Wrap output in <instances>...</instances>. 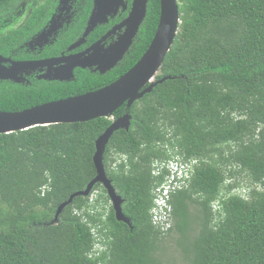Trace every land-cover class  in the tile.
I'll use <instances>...</instances> for the list:
<instances>
[{
  "label": "trees",
  "instance_id": "1",
  "mask_svg": "<svg viewBox=\"0 0 264 264\" xmlns=\"http://www.w3.org/2000/svg\"><path fill=\"white\" fill-rule=\"evenodd\" d=\"M17 1L0 0V13ZM179 9V33L156 77L173 80L110 119L0 135V264H264V0H179ZM160 13L151 0L121 67L47 83L41 94L0 86V111L114 83L149 48ZM127 112L131 128L113 135L104 164L132 227L116 219L102 185L90 194L99 192L95 205L90 195L76 198L55 224L59 207L96 178L97 140ZM177 156L199 166L188 189L172 195V227L162 231L151 211L167 172L155 177L153 164ZM243 176L245 184L236 181ZM93 229L108 248L100 258L90 257Z\"/></svg>",
  "mask_w": 264,
  "mask_h": 264
},
{
  "label": "water",
  "instance_id": "2",
  "mask_svg": "<svg viewBox=\"0 0 264 264\" xmlns=\"http://www.w3.org/2000/svg\"><path fill=\"white\" fill-rule=\"evenodd\" d=\"M111 1L121 2L122 0H95L96 8L89 24L91 30L94 29L96 22H99L101 17L106 18L107 14L111 13L113 8L119 7L109 6V2ZM148 1L135 0L133 12L124 23V26H128L127 32L111 48L112 50H110L107 58L97 59L91 65L82 62L77 66L99 65L102 66L98 69L102 74L116 67L130 50L133 40L146 18ZM178 2L179 0H160V20L149 48L138 63L114 83L84 95L50 102L20 112L0 111V135H9L36 127L87 123L102 118L110 119L124 105L130 110L137 101L141 100L147 94L152 93L158 85L168 80H173L172 77H164L161 80H156V77L160 73L165 59L171 51L179 33L181 15ZM86 33H89V29ZM98 46H100V42L91 50H94ZM3 61L7 60L0 56V80L9 78L8 74L10 70H6L2 66ZM16 65L20 68H27L30 66V63ZM46 78L49 80L53 79V77ZM131 120L132 116L127 112L124 116L114 120L112 125L97 140L96 154L94 156L97 176L88 185L86 190L73 194L68 201L59 207L54 220L55 224L58 222L62 212L72 205L76 198L88 197L96 185H102L111 201L116 219L132 227L131 221L123 213L122 206L124 200L117 194L112 181L107 175L104 164L107 146L113 135L120 130L129 131L131 128Z\"/></svg>",
  "mask_w": 264,
  "mask_h": 264
},
{
  "label": "flooded vegetation",
  "instance_id": "3",
  "mask_svg": "<svg viewBox=\"0 0 264 264\" xmlns=\"http://www.w3.org/2000/svg\"><path fill=\"white\" fill-rule=\"evenodd\" d=\"M150 1L142 26L148 16ZM134 2H109V6L119 7L113 8L106 18L101 17L93 30L89 24L96 8L95 0H18L10 5L0 13V37L9 36L7 45L0 44V56L7 60L2 62V66L10 70L9 78L1 79L0 86H7L12 92L29 93L38 89L41 94L47 83L53 86L77 84L82 76H105L121 67L133 50L142 26L130 50L116 67L102 74L98 70L102 66L89 65L97 59L107 58L111 48L126 34L128 26L124 23L133 12ZM37 19L42 23L32 27ZM22 29H27L25 36L20 34L17 39H13L15 36L10 38ZM99 42L100 46L91 50ZM82 62L89 65L77 66ZM20 63H30V66L20 68L16 65Z\"/></svg>",
  "mask_w": 264,
  "mask_h": 264
},
{
  "label": "built area",
  "instance_id": "4",
  "mask_svg": "<svg viewBox=\"0 0 264 264\" xmlns=\"http://www.w3.org/2000/svg\"><path fill=\"white\" fill-rule=\"evenodd\" d=\"M198 166L199 160L191 159L186 161L178 156L173 157L169 161H156L153 164V175L155 177H160L167 172L164 183L155 190L154 207L151 211L154 225L162 229V231H167L172 227V205L170 203L172 195L178 191L188 189ZM241 193L246 196L244 190H241ZM98 194L99 192L96 191L90 195V204L92 206L95 205ZM219 204L220 202L215 203V210L219 208ZM91 209L95 213V209ZM92 232L96 241L90 257L100 258L107 252L108 248L97 229H93Z\"/></svg>",
  "mask_w": 264,
  "mask_h": 264
},
{
  "label": "rangeland",
  "instance_id": "5",
  "mask_svg": "<svg viewBox=\"0 0 264 264\" xmlns=\"http://www.w3.org/2000/svg\"><path fill=\"white\" fill-rule=\"evenodd\" d=\"M179 3V2H178ZM24 21V20H23ZM8 31V30H7ZM160 74V73H159ZM158 74V75H159ZM236 181L238 182H240L241 184H245L246 183V178L243 176V177H238L237 179H236Z\"/></svg>",
  "mask_w": 264,
  "mask_h": 264
}]
</instances>
